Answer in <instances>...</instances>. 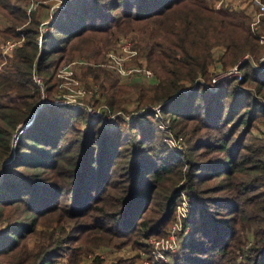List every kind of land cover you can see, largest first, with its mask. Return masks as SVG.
Here are the masks:
<instances>
[{"label": "trees", "instance_id": "obj_1", "mask_svg": "<svg viewBox=\"0 0 264 264\" xmlns=\"http://www.w3.org/2000/svg\"><path fill=\"white\" fill-rule=\"evenodd\" d=\"M36 1L28 13L31 0H0V45L21 40L0 51V264H55L64 254L77 264L102 245L148 250L144 240L173 221L179 190L192 197L188 232L163 264H264V14L253 30L245 11L205 0ZM129 33L142 38L136 56L154 75L131 110V84L104 65ZM77 57L94 104L134 116L113 124L82 107L37 106ZM235 64L245 88L226 77L213 89L217 70ZM156 104L184 137L183 159L163 141Z\"/></svg>", "mask_w": 264, "mask_h": 264}, {"label": "built area", "instance_id": "obj_2", "mask_svg": "<svg viewBox=\"0 0 264 264\" xmlns=\"http://www.w3.org/2000/svg\"><path fill=\"white\" fill-rule=\"evenodd\" d=\"M210 6L213 8L226 7L230 10L241 9L245 11L251 18V28L257 30L261 24L260 17L264 14V1L263 0H212ZM37 2V1H36ZM32 1L30 2L27 8V11L33 9L37 3ZM65 0H55L53 8L63 7ZM51 19L52 16H51ZM49 20L43 21V23H48ZM41 30H44V26L41 27ZM39 41L41 35L38 36ZM21 40L19 39H6L0 45V51L3 54L10 53L14 47H16ZM136 49L133 40L128 36H122L117 39L114 47L109 48L105 53L104 65L112 69L117 76L120 78L126 79L125 82H129L134 77L139 76L140 78L145 77L151 82L154 80L153 72L147 68L144 64H140L136 58ZM264 59V53L260 57V60ZM81 60V59H80ZM86 63V61H85ZM66 67V66H65ZM237 77L236 88L243 89V86L240 85L239 81L241 80V73L238 69V65L235 64L231 66L228 70H217L213 75L211 82L213 89L218 85V82L226 77ZM33 79L37 82L42 89V81L40 76L37 73H33ZM75 88L73 89L72 95L56 93L54 97L47 98L46 95L42 92L41 99L38 102L37 106H41L44 103L56 104V105H71L72 107H82L91 115H102L106 121H113L117 116L121 115L125 120H129L131 116H134L135 113H124L122 110H118L115 113L109 112L105 104L95 105L93 99L95 97V91L93 88H87L77 80H74ZM61 88V87H60ZM97 96V94H96ZM154 110V116L158 119L159 127L162 128L166 134L165 141L172 145V152L178 154L179 156L183 155L184 152V139L179 134H174L170 129V124L168 120H163L159 104L149 106ZM145 109L142 108L137 112L140 113ZM161 122V123H160ZM21 132V131H20ZM18 130L13 136L12 147L14 148L16 139L20 134ZM180 201L177 203L175 208V217L172 223L166 230V234L159 238L149 237L144 240V242L149 246L148 250L140 252V261L141 264H162L168 262L172 253H174L180 246L183 238L188 232V227L184 226V220L188 216L189 209L192 204V197L187 195L183 190H179ZM96 255L102 257V252H97ZM93 258V255H92Z\"/></svg>", "mask_w": 264, "mask_h": 264}, {"label": "rangeland", "instance_id": "obj_3", "mask_svg": "<svg viewBox=\"0 0 264 264\" xmlns=\"http://www.w3.org/2000/svg\"><path fill=\"white\" fill-rule=\"evenodd\" d=\"M32 1L36 2V0H32ZM205 1H207L208 5H210V3L213 2L212 0H205ZM29 12L30 11H28V13ZM3 20H4V18L0 15V25H2ZM122 36H128V37H130L133 40L135 46L137 44L140 45V44L143 43V40H142V38L140 37V35L138 33H129L127 35H118L117 36V39L120 38V37H122ZM219 50H220L219 47H215V49L213 50L214 52L216 51L215 52V56H217ZM136 58L138 60L140 57L138 56ZM85 61L87 63V60H84L82 58H78L77 57L73 61H71L67 65H65L66 67L64 66L61 69V71H60V77H62L64 81L61 84V88H60V90L57 93H60L61 96H63L62 94H67L66 96L72 95L73 89L75 88V84H73L74 80H77L79 82V84H82L84 86V83H82V81H81V77H82L81 74H82V71L84 69V65L86 64ZM114 74H116V73H114ZM230 77H233V76H230ZM125 80L126 79H124V78H120L119 81H120V83L125 84L124 83ZM129 83L131 84V87L132 88L129 89V91L126 92L127 97L130 98V99H129L128 102L125 103V106H126V108H128V109L131 110V109H133L134 104H135V96H136L135 91H136V88L138 87L139 84L140 85L141 84L149 85L151 83V80H148L146 77L144 79L142 77L140 78L139 76H136V77H134L132 80H130L126 84H129ZM161 114H162V112H161ZM120 117H121V115H120ZM162 117H163V120H166V121L168 120V122L170 124V121H169V118L168 117H165L163 114H162ZM155 119L158 121V119L156 117H155ZM115 121H116V118L113 121H111V123L114 124ZM160 130H161V133H162V136H163V141L170 148V150H172V147L170 146L172 144H170L168 142V139H167V141H165L166 134H165L164 130L162 128H160ZM179 135H181V134H179ZM183 139H184V137H183ZM11 147H12V140H11ZM12 149H13V147H12ZM184 149H185V144H184ZM176 155H178V154H176ZM183 155L182 156H179L178 155V156L181 159H183ZM178 194H179V192H178ZM174 217H175V213H174ZM249 244H250V242H247V244H246L245 247H247ZM127 247H129V248H127ZM131 249L132 250H135L130 245H125V246H123L121 248H117V247L110 246V245H102V246H100L98 248L96 247V249L94 248L92 250H86V251L82 252L80 254V259H79V261H78L77 264H87V263H89L90 261H92V260H94L96 258L100 259L103 264H112L113 262L117 261V259H119V258H123V259L132 258L133 260H132V262L130 264H134L136 261L138 262V264H141V261L139 262L138 259H137V253H138V251L135 250L136 251V254H133L131 256L129 254L130 251H131ZM97 252H102V257L96 255ZM139 252H141V251H139ZM92 255H93V258H92ZM172 262H173V258H172V255H171L170 260L168 261V263H172ZM55 264H70L69 263V259H68V255L67 254H64V255L60 256L56 260ZM74 264H76V263H74Z\"/></svg>", "mask_w": 264, "mask_h": 264}, {"label": "water", "instance_id": "obj_4", "mask_svg": "<svg viewBox=\"0 0 264 264\" xmlns=\"http://www.w3.org/2000/svg\"><path fill=\"white\" fill-rule=\"evenodd\" d=\"M33 116H34V113L32 114L31 118H29L26 122H23L22 124H20V126L18 127V132L23 130L32 121Z\"/></svg>", "mask_w": 264, "mask_h": 264}, {"label": "crops", "instance_id": "obj_5", "mask_svg": "<svg viewBox=\"0 0 264 264\" xmlns=\"http://www.w3.org/2000/svg\"><path fill=\"white\" fill-rule=\"evenodd\" d=\"M4 22H5V19L3 20L2 25H3ZM0 26H1V25H0ZM210 70H212V67H211V66H210ZM127 248H129V247H127ZM134 252H135V253H134ZM113 253H114V252H113ZM129 254L132 256L133 254H136V251L131 249V251H130ZM139 257H140V252L137 253V259H138V261L140 262ZM173 262H174V259H173ZM134 264H138V262L136 261Z\"/></svg>", "mask_w": 264, "mask_h": 264}]
</instances>
